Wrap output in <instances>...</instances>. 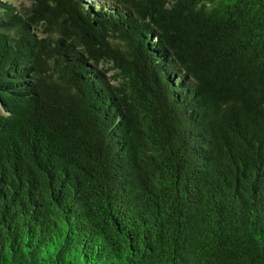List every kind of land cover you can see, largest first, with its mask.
<instances>
[{
    "label": "trees",
    "instance_id": "obj_1",
    "mask_svg": "<svg viewBox=\"0 0 264 264\" xmlns=\"http://www.w3.org/2000/svg\"><path fill=\"white\" fill-rule=\"evenodd\" d=\"M0 264H264V0H0Z\"/></svg>",
    "mask_w": 264,
    "mask_h": 264
},
{
    "label": "rangeland",
    "instance_id": "obj_2",
    "mask_svg": "<svg viewBox=\"0 0 264 264\" xmlns=\"http://www.w3.org/2000/svg\"><path fill=\"white\" fill-rule=\"evenodd\" d=\"M14 1H15V2H18V3H19V2H20V3H21V2H22V3L25 2V0H14Z\"/></svg>",
    "mask_w": 264,
    "mask_h": 264
}]
</instances>
